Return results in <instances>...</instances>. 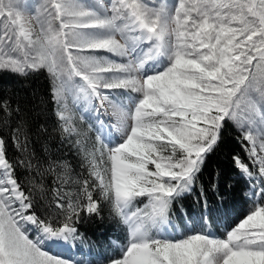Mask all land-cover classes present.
<instances>
[{
	"label": "snow or ice",
	"instance_id": "1",
	"mask_svg": "<svg viewBox=\"0 0 264 264\" xmlns=\"http://www.w3.org/2000/svg\"><path fill=\"white\" fill-rule=\"evenodd\" d=\"M41 71L88 177L28 153L22 110L0 96V264H73L45 245L81 238V214L102 219L104 205L127 230L105 264H264V0H0V73ZM69 96L95 125L73 124ZM230 122L252 207L223 237L195 226L177 233L178 201L195 193L207 208L196 185Z\"/></svg>",
	"mask_w": 264,
	"mask_h": 264
},
{
	"label": "trees",
	"instance_id": "2",
	"mask_svg": "<svg viewBox=\"0 0 264 264\" xmlns=\"http://www.w3.org/2000/svg\"><path fill=\"white\" fill-rule=\"evenodd\" d=\"M50 87L51 82L46 71L28 75L0 73V96L11 99L14 105H18L22 110L21 115L25 121L24 134L28 138V153L40 158L66 160L73 168V178L88 177V170L81 168V157L73 147L74 136L62 137L55 115L56 103L51 97ZM4 135L6 137L9 135L7 129H4ZM21 139L23 140V135ZM233 155L247 159L244 147L238 139L236 127L230 122L223 129L220 144L207 157L196 185L197 192L201 186L206 190L207 208L203 200L198 202L197 195L193 193L174 205L172 223L181 226L182 222L186 221L198 230L207 225L217 237H223L227 230L236 226L247 215L248 186L233 165ZM20 156L21 153L9 142L8 157L11 160H18ZM18 173L20 179L27 184L26 170L19 168ZM89 179L91 181L90 177ZM44 183L48 188L46 193L48 199L41 200L38 208L41 213L51 200L52 178H46ZM213 184L219 186L216 191L212 189ZM36 195L39 198V189L36 190ZM145 198H141L140 207L146 203ZM102 216V219L97 216L88 219L87 214L82 213L76 224L81 238L69 243L71 245L73 243L75 249L79 246L83 250L89 249L90 252L96 253L103 245H109L108 239L123 241L125 235L120 233L122 229L118 221L109 215L107 205L102 207ZM205 216L208 217L207 221L203 219ZM60 219L62 220L63 216Z\"/></svg>",
	"mask_w": 264,
	"mask_h": 264
},
{
	"label": "rangeland",
	"instance_id": "3",
	"mask_svg": "<svg viewBox=\"0 0 264 264\" xmlns=\"http://www.w3.org/2000/svg\"><path fill=\"white\" fill-rule=\"evenodd\" d=\"M171 2H173V0H169V3H171ZM25 16L27 18L28 14L25 13ZM33 23H35V21H33ZM75 104H77L79 106V109L81 111H83L84 113H88L87 109L83 106L82 103L76 102ZM67 106H68V115L71 118V116L73 115L72 111L74 108V101H73V98L71 96H69V98H68ZM56 107H57V105H56ZM105 108L111 109V107H109L108 105H105ZM111 113H112V109H111ZM104 120L105 121L107 120L106 117H104ZM106 123L115 124L116 120L112 121L111 123H109L107 120ZM73 124L78 128L87 130L89 128L90 124H92V125L96 124V121L94 119V114L88 113L86 118H83V120H81V121L76 119ZM96 135H97V133H96L94 128H93V130L88 132V137H89L88 143H89V145L95 143ZM74 138L76 140L75 136H74ZM145 202L147 203V198H145ZM251 207H252V202L249 201V210ZM133 210H135V207L133 208ZM120 226L122 229V232H120V233L121 234L124 233V235H125L124 241L119 242V241H116L114 239H109L108 240L109 245H103L100 248V250L96 253L90 252L89 249L83 250L79 246H77L78 249H75V247H74L75 245L73 243L71 245L69 242L64 244L63 242L51 241L45 245V248H46V250H48L50 252V254L58 255L62 258L69 259L70 261L73 262V264H105L108 257L119 254L120 247L123 244H125L127 241V230L121 224H120ZM172 228H175L177 230V233H179L182 231H186L189 228H192V226H190V224L187 223L186 221H183L181 226H177L176 224L172 223ZM169 230L171 231V228ZM203 230L207 231V232H211L214 236H216L215 233L212 231V229H210L207 225H203ZM33 238H35L34 235H33Z\"/></svg>",
	"mask_w": 264,
	"mask_h": 264
},
{
	"label": "bare ground",
	"instance_id": "4",
	"mask_svg": "<svg viewBox=\"0 0 264 264\" xmlns=\"http://www.w3.org/2000/svg\"><path fill=\"white\" fill-rule=\"evenodd\" d=\"M105 110H106V113H107V114H106L104 117H106V119L108 120V122L111 123L112 121L115 120V117L112 116L111 109H106V108H105ZM107 120H106V121H107ZM111 124H112V123H111Z\"/></svg>",
	"mask_w": 264,
	"mask_h": 264
}]
</instances>
